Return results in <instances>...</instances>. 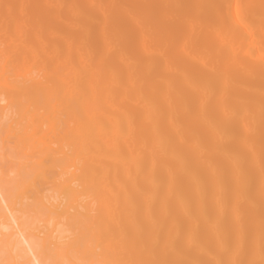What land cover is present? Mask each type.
Masks as SVG:
<instances>
[{"label": "bare ground", "instance_id": "bare-ground-1", "mask_svg": "<svg viewBox=\"0 0 264 264\" xmlns=\"http://www.w3.org/2000/svg\"><path fill=\"white\" fill-rule=\"evenodd\" d=\"M234 1L126 0L109 18L25 0L46 19L32 59L54 45L60 62L0 103V264H264V49L248 47L264 0L231 25Z\"/></svg>", "mask_w": 264, "mask_h": 264}, {"label": "rangeland", "instance_id": "rangeland-1", "mask_svg": "<svg viewBox=\"0 0 264 264\" xmlns=\"http://www.w3.org/2000/svg\"><path fill=\"white\" fill-rule=\"evenodd\" d=\"M47 1H48L47 13L53 14L55 11L54 6L58 7L57 0H47ZM89 1L90 0H83V2H85L86 7L91 8L92 6H94V4L91 3L92 4L91 5ZM98 1L103 3V7L110 8L109 10L110 12H108V14H110L109 18H113L115 15H117L118 12L116 11L120 10L121 8H124L126 3V0H119L118 2H116V0L115 2L111 0H98ZM20 3L22 4V6ZM42 4L44 3L42 2ZM157 7L159 6L157 5L152 7L150 11H154L155 9H158ZM28 8H29L28 2H25V0L22 1L0 0V74H2L0 75V103L2 104L22 102L23 100H25L23 96L27 98L28 97L27 95H29V98H31L32 95H35L36 93L42 91L43 90L42 87H49L50 84L48 83L49 80L47 79V76L48 74H52L56 72L58 65L57 62H60L59 60L56 59L53 53V50L55 48L54 45H52V47H50V45L47 46L46 55L42 60L32 59L34 51L30 49L31 48L30 46H32V48L35 49L36 46L39 44L37 42H34V40L30 39L32 37L30 35L31 32H32L31 34L33 35V28H31V26L35 27L37 25L38 26L37 28L41 29L44 20L46 19L44 18L45 12L39 13L37 17H31L30 16L31 14H29L31 13L29 11L30 8L29 9ZM161 9L164 11V14L169 19L168 23L173 21L171 18L170 10H168L166 7H161ZM242 14H243L242 3H240L239 0H237L232 2L231 5L227 7V10L224 12L225 16L223 17L226 22L227 20H229L230 23L229 22L228 23L233 25L234 23L236 24L235 22L236 19L238 20V18L240 19L242 17ZM184 17L190 20L186 14H184ZM47 19L54 21L53 16ZM188 20H185L184 22V26L187 28L190 26V22ZM33 22L35 23V25L33 24ZM113 25L114 24L112 23L105 24V22L100 21L99 25L96 27V30L99 31V28L102 26L107 27L109 32L106 33V36L108 35V38H110L112 37L113 34L112 32L114 30ZM28 27H30L29 28L31 31L30 33ZM234 27L233 29H235ZM93 30L94 28L91 27L90 29L91 34L94 32ZM41 31L42 30L39 31V34L41 33ZM147 36L148 33L146 34V39ZM18 40H23L24 41L23 46L25 45L27 48L21 50L19 49L14 50V43H16ZM260 40H261V35H259L258 33L255 34L253 37L251 36L249 38L250 44L248 45V47L252 44L254 45L257 41L258 43H256V45H259V48L264 49V44L262 42L261 44H259ZM184 48H185L184 50L185 53L189 54V51L192 49V47L190 46V42H187ZM28 49H30V51ZM246 49L247 48L245 47L243 51L245 52ZM110 51L113 52V49L110 48ZM40 58H42V56ZM131 59H132L131 63H134L138 60L137 58H131ZM202 59L205 60L204 58H201L199 59V61L201 62ZM231 59L232 56L227 55L224 57L223 61L228 62V60ZM99 78L100 80L98 81L107 80L104 76H100ZM177 79L179 78L177 77ZM173 80H176V78L174 77ZM2 82L6 83V86L3 85L4 83ZM96 84H99V82L95 83V85ZM101 85L102 84L100 83V86ZM18 88H20V90H18ZM95 101L98 102L99 99L96 96H93L91 103L94 104ZM23 103L24 102H22V104ZM193 108L194 107H192V109ZM26 153H29V151L26 150ZM30 155L33 156L32 153H30ZM50 193L54 194L52 191Z\"/></svg>", "mask_w": 264, "mask_h": 264}]
</instances>
